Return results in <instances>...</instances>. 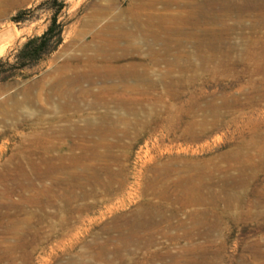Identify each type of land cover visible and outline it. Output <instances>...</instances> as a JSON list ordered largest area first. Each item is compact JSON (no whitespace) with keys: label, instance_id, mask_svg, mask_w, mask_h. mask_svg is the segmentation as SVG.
Segmentation results:
<instances>
[{"label":"rangeland","instance_id":"obj_1","mask_svg":"<svg viewBox=\"0 0 264 264\" xmlns=\"http://www.w3.org/2000/svg\"><path fill=\"white\" fill-rule=\"evenodd\" d=\"M0 104V264H264V0H0Z\"/></svg>","mask_w":264,"mask_h":264},{"label":"bare ground","instance_id":"obj_2","mask_svg":"<svg viewBox=\"0 0 264 264\" xmlns=\"http://www.w3.org/2000/svg\"><path fill=\"white\" fill-rule=\"evenodd\" d=\"M212 38H213V40H217V38H219V36H218L217 33H213V34H212ZM132 74H133V73H132ZM134 75H135V74H134ZM122 78H123V77H122ZM53 90H57V89H53ZM31 91H32V90H31ZM23 92H24V91H23ZM27 92H28V91H27ZM29 92H30V91H29ZM52 92H54V91H52ZM60 92H61V91H60ZM60 92L58 93V92L56 91V94L58 93V94L61 95ZM24 93H25V92H24ZM24 93H22V94H24ZM31 93H32V92H31ZM54 93H55V92H54ZM54 93H53V94H54ZM66 93H67V91H66ZM70 93H71V91H70ZM27 94H28V93H27ZM67 94H68V93H67ZM16 95H17V94H16ZM16 95H15V96H16ZM24 95H25V94H24ZM29 95H31V94H29ZM54 95H55V94H54ZM54 95H53V96H54ZM60 95H59V96H60ZM64 95H65V94H64ZM13 96H14V95H13ZM17 96H18V95H17ZM22 96H23V95H22ZM51 96H52V95H50V97H51ZM53 96H52V97H53ZM23 97H24V96H23ZM25 97H26V96H25ZM52 97H51V98H52ZM55 97H56V96H55ZM55 97H54V99H55ZM64 97H65V96H64ZM68 97H69V96H68ZM70 97H71V96H70ZM16 98H18V97H16ZM56 98H57V97H56ZM58 98H60V97H58ZM58 98H57V99H58ZM62 98H63V97H62ZM62 98H61V99H62ZM76 98H77V97H76ZM13 99H15V98H13ZM52 99H53V98H52ZM52 99H51V101H52ZM63 99H65V98H63ZM16 100H17V99H16ZM16 100H15V101H16ZM30 100H32V99L30 98ZM65 100H66V99H65ZM65 100H64V102H65ZM67 100L69 101V98H68ZM70 100H71V99H70ZM96 100H97V99H96ZM15 101H14V102H15ZM17 101H18V100H17ZM26 101L28 102L29 100H26ZM35 101H36V100H35ZM35 101H34V103H35ZM59 101H60V100H59ZM62 101H63V100H62ZM71 101H72V100H71ZM71 101H70V102H71ZM101 101H102V100H101ZM14 102H12V103H14ZM24 102H25V101H24ZM29 102H31V101H29ZM29 102H28V103H29ZM97 102H98V101H97ZM16 103H17V102H16ZM25 103H26V102H25ZM34 103H33V101L31 102V104H34ZM103 103H104V102H103ZM2 104H3V103H2ZM4 104H5V103H4ZM21 104H22V103H21ZM35 104H36V103H35ZM68 104L71 105L70 103H68ZM75 104H77V102H76ZM78 104H80V103H78ZM119 104H120V103H119ZM0 105H1V104H0ZM16 105H17V104H15V106L13 105V107H16ZM28 105H29V104H28ZM72 105H73V104H72ZM72 105H71V106H72ZM3 106H4V105H3ZM77 106H78V105H77ZM98 106H99V104H98ZM116 106H117V105H116ZM69 107H70V106H69ZM78 107H80V106H78ZM93 107H94V105H93ZM4 108H5V107H4ZM16 108H17V107H16ZM0 109H1V108H0ZM80 109H81V108H80ZM95 109H96V107H95ZM127 109H128V107H127ZM87 121H88V120H87ZM35 131H36V130H35ZM37 131H38V130H37ZM39 131H40V130H39ZM41 132H42V131H41ZM41 132H40V133H41ZM104 132H106V131H104ZM37 134H38V133H37ZM47 134H48V133H47ZM102 134H103V133H102ZM106 134H107V133H106ZM104 135H105V134H103V136H104ZM104 137H105V136H104ZM97 143H98V142H97ZM46 145H47V144H46ZM43 147H44V146H43ZM47 147H48V145H47ZM49 147H50V146H49ZM49 147H48V148H49ZM43 149H44V148H43ZM43 151H44V150H43ZM19 155H20V154H19ZM100 155H101V154H100ZM20 156H21V155H20ZM24 156H25V153H24ZM40 156H41V155H40ZM45 156H46V155H45ZM26 157H27V156H26ZM38 157H39V156H38ZM61 157H62V156H61ZM39 158H40V157H39ZM41 158H42V156H41ZM62 158H63V157H62ZM95 158H96V157H95ZM106 158H107V157H106ZM110 158H111V157H110ZM20 159H21V158H20ZM26 159H27V158H26ZM44 159H45V158H44ZM55 159H56V158H55ZM104 159H105V156H104ZM107 159H108V158H107ZM107 159H105V160H107ZM28 160H29V159H28ZM32 160H33L34 162H37V163H38V161H35L34 159H32ZM62 160H63V159H62ZM65 160H66V159H65ZM42 161H43V160H42ZM24 162H25V161H24ZM51 163H52V162H51ZM55 164H56V163H55ZM105 164H106V163H104V165H105ZM107 164H109V163H107ZM64 165H65V164H64ZM31 166H32V165H31ZM34 166H35V164H34ZM36 166H38V165H36ZM41 166H42V165H41ZM39 167H40V166H39ZM48 167H49V166H48ZM65 167H66V165H65ZM107 167H108V165H107ZM23 168H24V167H23ZM33 168H34V167H33ZM35 168H36V167H35ZM41 168H42V167H41ZM41 168H40V169H41ZM43 168H44V167H43ZM37 169H38V168H37ZM40 169H39V170H40ZM45 169H46V168H45ZM61 169H62V168H61ZM106 169H107V168H106ZM109 169H110V168H109ZM25 170H26V169H25ZM27 170H28V169H27ZM41 170H42V169H41ZM63 170H64V169H63ZM82 170H83V169H82ZM94 170H95V169H94ZM94 170H91V171H94ZM37 171H38V170H37ZM108 171H109V170H108ZM110 171H111V170H110ZM47 172H48V171H47ZM51 172H52V171H51ZM60 172H61V171H60ZM70 172H72V171H70ZM76 172H77V171H76ZM99 172H100V171H99ZM32 173H33V172H32ZM87 173H90V172H86V174H87ZM102 173H103V172H102ZM110 173H111V172H110ZM59 174H60V173H59ZM92 174H93V173H92ZM97 174H98V173H97ZM103 174H104V173H103ZM52 175H53V174H52ZM94 175H95V174H94ZM94 175H93V177H94ZM99 175H100V174H99ZM99 175H98V176H99ZM112 175H114V174H112ZM0 176H1V174H0ZM30 176H31V175H30ZM115 176H116V175H115ZM10 177H11V176H10ZM20 177H24V173H23V176H20ZM58 177H59V176H58ZM85 177H88V176L85 175ZM89 177H90V175H89ZM116 177H117V176H116ZM0 178H1V177H0ZM114 178H115V177H114ZM52 179H53V178H52ZM58 179H60V178H58ZM91 179H92V178H91ZM94 179H95V178H94ZM102 179H104V178H102ZM50 180H51V179H50ZM80 180H82V179H80ZM92 180H93V179H92ZM95 180H97V179H95ZM95 180H94V181H95ZM99 180H101V179L99 178ZM51 181H52V180H51ZM54 181H55V180H54ZM71 181H73V180H71ZM86 181H87V180H86ZM57 182H58V181H57ZM57 182H56V183H57ZM65 182H66V181H65ZM92 182H93V181H92ZM95 182H96V181H95ZM97 182H98V180H97ZM107 182H108V181H107ZM68 183H70V182H68ZM109 183H110V181H109ZM54 184H55V183H54ZM88 184H89V183H88ZM100 184H101V181H100ZM107 184H108V183H107ZM55 185H56V184H55ZM89 185H90V184H89ZM98 185H99V184H98ZM109 185H110V184H109ZM111 185H112V184H111ZM7 186H8V185H7ZM75 186H76V185H75ZM77 186H78V185H77ZM86 186H87V185H86ZM99 186H100V185H99ZM112 186H113V185H112ZM60 187H62V186H60ZM60 187H59V189H60ZM57 188H58V187H57ZM64 188H65V187H64ZM110 188H111V187H110ZM4 189H5V188H4ZM50 189H51V188H50ZM61 189H63V188H61ZM71 189H72V187H71ZM71 189H70V190H71ZM95 189H96V188H95ZM102 189H103V188H102ZM0 190H1V189H0ZM54 191H55V190H54ZM84 191H85V188H84ZM93 191H94V190H93ZM2 192H3V190H2ZM26 192H27V191H26ZM55 192H56V191H55ZM65 192H66V191H65ZM65 192H64V194L66 195ZM84 193H85V192H84ZM84 193H83V194H84ZM87 193H88V192H87ZM77 194H78V193H77ZM92 194H93V193H92ZM92 194H90V195H92ZM68 195H69V194H68ZM73 195H74V194H73ZM85 195H86V194H85ZM96 195H97V194H96ZM80 196H81V195H80ZM93 196H95V195H93ZM73 197H75V196H73ZM73 197H72V198H73ZM81 197H82V196H81ZM90 197H92V196H90ZM1 198H2V196H1ZM76 199H77V198H76ZM75 201H76V200H75ZM77 201H78V200H77ZM140 215H141V214H140ZM137 216H138V215H137ZM138 218H139V217H138ZM136 219H137V217H136ZM215 228H216V230H217V228H218L217 225H216ZM135 229H136V228H135ZM213 229H214V228H213ZM138 230H139V229H138ZM35 231H36V230H35ZM133 233H134V232H133ZM129 234H130V233H129ZM124 235H125V234H124ZM130 235H131V234H130ZM126 237H127V235H126ZM126 240H127V239H124V241H126ZM141 240H142V239H141ZM144 241H145V240H144ZM211 243H212V241H211ZM121 244H122V243H121ZM123 245H125V244H123ZM204 245H206V244H204ZM204 245H203V246H204ZM18 246H19V245H18ZM142 246H143V245H142ZM1 247H2V246H1ZM117 247H118V246H117ZM210 247H211V246H210ZM6 248H7V247H6ZM124 248H125V247H124ZM129 248H130V246H129ZM136 248H137V247H136ZM204 248H205V247H204ZM204 248H203V250H202V251H203L202 253H204V251H205ZM125 249H126V248H125ZM137 249H138V248H137ZM200 249H201V248H200ZM205 249H206V248H205ZM0 250H1V249H0ZM116 250H117V249H116ZM116 250H115V251H116ZM185 250H186V249H185ZM117 251H118V250H117ZM117 251H116V253H117ZM185 252H186V251H185ZM114 253H115V252H114ZM116 253H115V254H116ZM118 253H119V252H118ZM189 253H191V251H190ZM202 253H201V254H202ZM205 253H206V252H205ZM207 253H208V252H207ZM4 254H5V253H4ZM184 254H185V253H184ZM194 254H195V253H194ZM117 255L119 256V254H117ZM189 255H190V254H189ZM189 255H188V253H187V256L190 258L191 256H189ZM194 257H195V256H194ZM218 257H219V256H218ZM218 257H216V258H218ZM211 258H212V256H211ZM213 258H214V257H213ZM216 258H215V259H216ZM202 259H203V258H202ZM205 259H206V258H205ZM205 259H204V260H205ZM215 259H214V260H215ZM193 260H194V259H193ZM198 260H199V258H198ZM212 260H213V259H212ZM173 261H174V260H173ZM188 261H189V260H188ZM194 261H195V260H194ZM192 262H193V261H192ZM218 262H219V261H218ZM122 263H123V262H122ZM179 263H180V262H178L177 264H179ZM188 263H189V262H188ZM193 263H194V262H193ZM197 263H198V262H197ZM197 263H196V264H197ZM215 263H217V262L215 261ZM194 264H195V263H194Z\"/></svg>","mask_w":264,"mask_h":264}]
</instances>
